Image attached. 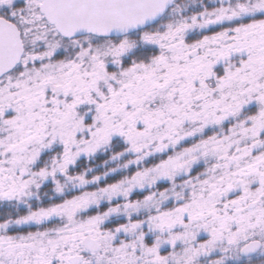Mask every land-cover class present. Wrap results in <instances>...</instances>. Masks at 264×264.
<instances>
[{
	"label": "snow or ice",
	"instance_id": "1",
	"mask_svg": "<svg viewBox=\"0 0 264 264\" xmlns=\"http://www.w3.org/2000/svg\"><path fill=\"white\" fill-rule=\"evenodd\" d=\"M0 264H264V0H0Z\"/></svg>",
	"mask_w": 264,
	"mask_h": 264
}]
</instances>
